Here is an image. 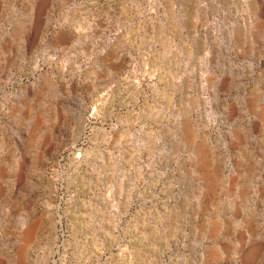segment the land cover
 I'll list each match as a JSON object with an SVG mask.
<instances>
[{
    "label": "rangeland",
    "instance_id": "374dc122",
    "mask_svg": "<svg viewBox=\"0 0 264 264\" xmlns=\"http://www.w3.org/2000/svg\"><path fill=\"white\" fill-rule=\"evenodd\" d=\"M0 264H264V0H0Z\"/></svg>",
    "mask_w": 264,
    "mask_h": 264
}]
</instances>
